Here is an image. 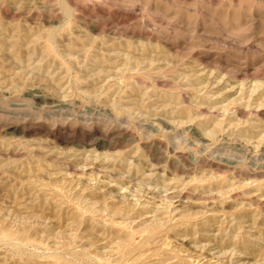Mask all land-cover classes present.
I'll use <instances>...</instances> for the list:
<instances>
[{
  "label": "rangeland",
  "instance_id": "rangeland-1",
  "mask_svg": "<svg viewBox=\"0 0 264 264\" xmlns=\"http://www.w3.org/2000/svg\"><path fill=\"white\" fill-rule=\"evenodd\" d=\"M126 242L264 264V0H0V264Z\"/></svg>",
  "mask_w": 264,
  "mask_h": 264
},
{
  "label": "bare ground",
  "instance_id": "bare-ground-1",
  "mask_svg": "<svg viewBox=\"0 0 264 264\" xmlns=\"http://www.w3.org/2000/svg\"><path fill=\"white\" fill-rule=\"evenodd\" d=\"M45 99V98H44ZM44 101V100H43ZM47 101V100H46ZM6 126V125H5ZM8 126H10V124L8 125ZM10 130H11V132L12 133H17V134H20V135H26V134H28L31 130H29V129H25L24 127H20V126H17V125H13V126H10ZM36 131V130H35ZM15 165V164H14ZM116 215V214H115ZM155 227V226H154ZM149 232V231H148ZM153 235V234H152ZM148 237H150V236H148ZM154 237V236H153ZM151 238V237H150ZM181 240V239H180ZM132 241V240H131ZM228 241V240H227ZM130 242V241H129ZM151 242V241H150ZM128 245H129V243L128 242H126ZM143 243V242H142ZM228 243H230L231 244V241H228L227 242V244ZM229 244V245H230ZM136 246H139V245H137L136 244ZM136 246H131V245H129V246H125L124 245V247H125V249L124 248H122L123 249V257H122V259L120 260V263H121V261H123V258H125V257H127V256H129L132 252H136V251H140V250H134L135 248H136ZM225 246H227V245H225ZM141 247H142V245H141ZM140 248V247H139ZM137 249V248H136ZM134 250V251H133ZM144 250V249H143ZM120 251V250H119ZM141 252V251H140ZM137 253V252H136ZM164 253V252H163ZM122 253H120V257H119V259L121 258V255ZM135 253H132V256L134 255ZM134 257H136V256H134ZM128 260H129V258H127ZM132 260V259H131ZM183 260V259H182ZM197 261V260H196ZM133 262V261H132ZM161 262H163V261H161ZM160 261H159V263H156V264H160L161 263ZM119 263V262H118ZM117 263V264H118ZM143 263V262H142ZM154 263V262H153ZM121 264H125V263H121ZM132 264V263H131ZM134 264V263H133ZM150 264V263H149ZM152 264V263H151ZM174 264V263H173ZM179 264V263H178ZM180 264H183V263H180Z\"/></svg>",
  "mask_w": 264,
  "mask_h": 264
}]
</instances>
